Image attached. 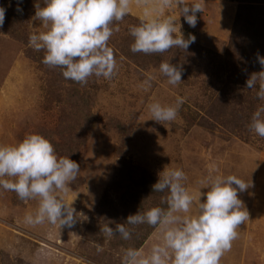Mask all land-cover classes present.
<instances>
[{"label":"rangeland","instance_id":"1","mask_svg":"<svg viewBox=\"0 0 264 264\" xmlns=\"http://www.w3.org/2000/svg\"><path fill=\"white\" fill-rule=\"evenodd\" d=\"M36 3L0 0L6 9L0 27V144L39 133L58 156L76 161L78 177L60 195L73 201L78 219L62 229L47 221L29 225L25 215L38 201L0 189V264H120L124 248L147 253L158 235L154 227L135 226L128 241L119 235L109 240L100 229L159 205L166 193L152 192V185L164 167L183 169L186 187L196 195L213 165L219 174L253 184L239 193L249 220L220 264H264V137L250 127L264 101L246 87L249 76L262 70L257 54L264 56V0H205L195 27L178 18L184 38L194 35L195 42L187 51L159 54L130 50L129 28L140 22L145 6L133 0L108 42L115 75L93 76L84 85L42 63L44 51L29 46L30 34L44 30L33 20ZM166 12L179 16L176 7ZM169 60L183 67V81L175 86L159 72ZM149 75L154 79L145 92L140 85ZM177 97L183 104L174 121L151 119V103L175 105Z\"/></svg>","mask_w":264,"mask_h":264},{"label":"clouds","instance_id":"2","mask_svg":"<svg viewBox=\"0 0 264 264\" xmlns=\"http://www.w3.org/2000/svg\"><path fill=\"white\" fill-rule=\"evenodd\" d=\"M133 0H40L36 3L34 21L43 29L30 34L29 46L44 51L42 63L61 69L62 76L81 85L90 77L111 79L117 71L113 49L109 40L116 22L123 21L131 10ZM143 3L140 22L129 28L133 39V53L159 54L169 49L187 51L195 36L184 38L179 17L195 27L197 12H202L205 0H136ZM22 3V0H21ZM176 7L179 16L167 14ZM16 10L23 9L17 6ZM5 7L0 6V27L5 20ZM262 70L252 73L246 87L254 89L256 97L264 101V56L257 54ZM159 72L170 85L182 80V65L169 61L160 63ZM153 77L145 78L140 87L147 92ZM183 98L177 97L175 105L151 103V119L171 122L177 118ZM250 127L264 137V104L251 116ZM79 164L69 156H58L53 144L39 133H30L14 144H0V189L12 191L21 200L35 199L38 206L25 215L29 225L47 221L59 229L73 227L77 222L76 209L60 193L68 192L80 172ZM187 176L181 168H166L158 174L152 192L166 193L159 205H151L127 216L115 228L107 224L100 229L111 240L116 235L122 240L132 238L135 226L148 225L157 230L156 240L146 253L143 249H122L120 264H220L223 255L230 251L237 238V229L249 220V212L239 198L253 186L236 175H223L215 170L202 179L193 195L186 187ZM207 189L201 192V189ZM204 199H201V197ZM161 205H166L162 207ZM98 248V251H102Z\"/></svg>","mask_w":264,"mask_h":264},{"label":"trees","instance_id":"3","mask_svg":"<svg viewBox=\"0 0 264 264\" xmlns=\"http://www.w3.org/2000/svg\"><path fill=\"white\" fill-rule=\"evenodd\" d=\"M151 227V226H150Z\"/></svg>","mask_w":264,"mask_h":264}]
</instances>
